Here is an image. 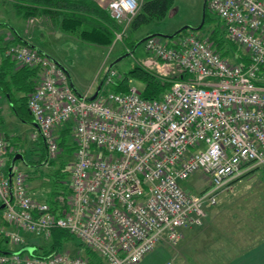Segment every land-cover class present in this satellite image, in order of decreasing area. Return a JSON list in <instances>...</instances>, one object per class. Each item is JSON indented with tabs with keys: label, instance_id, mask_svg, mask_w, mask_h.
<instances>
[{
	"label": "built area",
	"instance_id": "obj_1",
	"mask_svg": "<svg viewBox=\"0 0 264 264\" xmlns=\"http://www.w3.org/2000/svg\"><path fill=\"white\" fill-rule=\"evenodd\" d=\"M206 5L248 63L222 57L210 37L197 31L150 37L144 45L155 61L190 75L158 100L142 98L130 81L127 93L111 91L121 80L113 68L103 80L106 88L89 100V94H78L58 61L28 44L7 47L6 58L18 69L36 71L28 108L47 160L60 154L58 131L64 125L72 128L75 152L67 210L57 215L32 197L25 172L16 164L9 172V156L18 149L0 132V207L5 206L0 211L14 229L0 227V236L23 247L20 232L51 239L55 231H66L100 264H138L158 244L176 245L182 229L201 226L219 194L232 192L255 170L264 172V0H207ZM106 9L124 26L115 39L122 41L140 4L111 0ZM7 38L14 41L13 34ZM196 174L209 181L200 193L184 186ZM0 264L90 260L67 251L48 257L11 251L0 253Z\"/></svg>",
	"mask_w": 264,
	"mask_h": 264
},
{
	"label": "crops",
	"instance_id": "obj_2",
	"mask_svg": "<svg viewBox=\"0 0 264 264\" xmlns=\"http://www.w3.org/2000/svg\"><path fill=\"white\" fill-rule=\"evenodd\" d=\"M94 1L106 8L111 0ZM144 1L145 0H138L140 6L143 5ZM0 4L2 6L6 5V0H0ZM207 12L212 14L205 2L202 13V21H222L213 14L212 16L216 18H206ZM174 15L175 13L174 11H172V13L170 14L171 18H167L163 21H168V19L172 20V17ZM12 18L13 19L9 20L8 18H6L4 13H0V71L4 72L9 67H11L14 72L18 69L14 65L9 66L11 61H6V49L13 43L10 42L7 38L9 34H13L15 41L20 39V43L22 44H25V42H27L33 47H36L38 50L53 58L51 55L44 51L42 46L38 45L34 41V36L32 42L31 38L29 39L28 37L23 35V33H21L20 31L21 26H16L11 22H5L17 21L21 24V21H26L22 15L16 13L15 17L13 15ZM162 33L163 32H160L158 30H146L142 32V30L140 29L137 30L136 33H134V36H136V40H142L151 34ZM175 33H163V35H174ZM5 43L7 44L6 46ZM61 65L64 67L63 64ZM23 96L24 95L21 92L17 91H13L11 96L0 92V132L6 136L7 142L12 148L18 149V152L10 154L9 156V160L7 163L8 170L12 166L14 160L13 157L15 158L16 156L21 155L23 159V157L27 154L32 156V158H30L29 160H25V163L28 167V171L26 172V174L28 175V187L32 197L40 202H43L40 196H42L41 189L44 183L42 184L39 179H33L35 178V176H38L37 174L35 175L37 171H35V173L33 174V151H44L41 149V143L44 145L45 143L43 139L38 135L39 131L36 127L34 118L33 122H31V126L26 127L27 125H23L22 123H20L22 125L21 127H23L25 130V133H23V135L16 134L15 131L16 126H18V122L21 121V119L16 115L15 108H19V106L22 104L19 99ZM45 150L47 155V149L45 148ZM40 158L38 157L37 159V165L40 164ZM72 164L73 163H71L70 166ZM70 166L68 168L69 176ZM258 174L260 175L259 179L264 180V172L258 170L251 173L244 180L236 182L234 184L235 186L233 191L236 188L237 191L241 192V189H243V187L244 189L247 188L250 181L255 179L253 178L251 180L250 178H252L253 176H257ZM247 180L250 181L248 182ZM243 181L245 184L243 183ZM62 188L64 189L65 187ZM55 190L54 192L50 191V194L54 195L53 198L55 197V208H53L51 205L50 207L51 210H53L57 215H63L67 210L66 199L70 194V186L69 184H67V188L65 190H59V188L56 186ZM233 191L219 194L217 204L215 206H209L206 208L207 214L201 226L182 229L183 238L176 245L162 242L158 244L153 252L148 254L138 264H264V231H261L259 228H257L258 225H263V223H255L253 218H256L257 215L255 216L253 211L254 206L249 205V207L251 208L248 209L244 205L246 203L239 204L243 203V201H247V199L246 197L237 196V192L234 193ZM249 201L253 202L252 199H250ZM0 227H6V229L8 230H14L4 221L2 216H0ZM19 234L25 239V246H13L9 242L3 244L2 240L4 238L0 236V251L7 250L8 252H21L25 248H34L35 250L32 254L28 252L25 253L33 257L50 256V249L53 243L52 239H40L24 232H20ZM78 246H76V243L68 241L64 244L63 251L70 252L73 255H78L82 251V249Z\"/></svg>",
	"mask_w": 264,
	"mask_h": 264
},
{
	"label": "rangeland",
	"instance_id": "obj_3",
	"mask_svg": "<svg viewBox=\"0 0 264 264\" xmlns=\"http://www.w3.org/2000/svg\"><path fill=\"white\" fill-rule=\"evenodd\" d=\"M205 2L206 0H175V7L172 10L175 15L172 17V20L168 19V21H161L158 24L153 23L149 26L142 27L141 30L142 32L146 30H158L163 33L172 34L184 28L189 30L199 29L203 24H205V21H202V13ZM17 3L18 2L16 0H6V5L2 6L0 4V13H4L6 18L9 20L13 19V15L15 17V14L17 13V9L15 8ZM167 18H171V16L169 15ZM25 20L26 21H21V24L17 21L5 22H11L16 26H21L20 31L23 35L29 39L31 38L32 42L34 36V41L38 45L42 46L46 53L51 55L53 59L57 60L60 64H63L69 72L72 84L80 96L89 94L92 97L96 93L98 87L102 84L108 69L112 65L113 69L118 73V78L120 79H124L128 76V72L135 66H141L147 71L160 77L169 76L179 71L173 64H164L155 61L152 56L147 53L142 40H136L134 33L137 31H134L131 34V40L135 41L136 44L134 47L127 49L125 39L130 33V26L127 27L126 35L123 36L122 41L115 40L113 46L106 48L83 43L77 39V37L65 34L59 29L58 24L53 22L47 16L35 15ZM121 27L123 28L124 26L121 25ZM216 27L217 23L215 21H211L205 25L202 30L197 31L198 35L209 37L211 32L215 30ZM6 45L7 44L5 43V46ZM228 59L233 63H237L236 59ZM129 81L137 89L142 88V84L138 80L130 78ZM105 88L106 87L102 85V89ZM20 123L27 125L26 127L31 126L32 123L24 122L22 120L18 122V126L15 128L16 134L23 135L25 130L21 127L22 125ZM45 153V151H33V174L37 171L35 175H38L33 179H39L42 184L44 183L41 189L42 196L40 197L44 203L46 202L55 208V197L53 198L54 195L50 194V191L54 192L56 186L59 190H65L67 188V184L70 185L68 168L71 163H74V158L72 159V150L68 151L64 149V152L60 151L59 156L55 160H47L44 158V161H42V158L40 157ZM38 157L40 158L39 165L36 163ZM30 158H32V156L27 154L22 160H17V167L26 173L28 171V167L25 160L27 161ZM13 159L15 158L13 157ZM71 169L72 165L70 166V171ZM259 177L260 175L258 174L257 176L250 178L251 180L255 178L254 180H247L248 182L250 181V183L247 188L244 189L243 187L241 192L237 191L236 188L233 192H237V196L246 197L247 201L250 199L253 200V202L243 201V203L239 204L246 203L244 205L248 209L251 208L249 205L254 206L253 211L255 216H257L253 219L255 223H263V225H258L257 228L264 231V180H260ZM208 185V179L201 174H196L191 177L184 186L187 190H190L193 193H200L206 189ZM62 187H65V189ZM0 216H2L1 211ZM70 242L76 243V246L79 245V241L76 238H72ZM165 242L167 244H171L168 241ZM80 254L84 255L83 251H81Z\"/></svg>",
	"mask_w": 264,
	"mask_h": 264
},
{
	"label": "trees",
	"instance_id": "obj_4",
	"mask_svg": "<svg viewBox=\"0 0 264 264\" xmlns=\"http://www.w3.org/2000/svg\"><path fill=\"white\" fill-rule=\"evenodd\" d=\"M18 3L15 8L17 13L22 15L25 19L33 16H47L53 22L58 24L59 29L65 34L73 35L80 41L86 44L101 46L109 48L113 46L116 34L122 30L121 25L111 19L107 9L99 5L94 0H16ZM175 7V0H145L140 6L138 14L135 16L130 24L129 35L126 37V48L130 49L136 44L131 40V34L142 27L149 26L153 23H159L165 20ZM212 17V14L206 13V18ZM211 21H205L199 29L202 30L205 25ZM217 27L209 35L210 40L216 52L220 53L224 58L236 59L237 63L246 65L247 58L243 55L241 49L227 39L225 32L222 29V21H215ZM189 30V29H187ZM187 30L178 34L181 35ZM18 39V38H17ZM13 43H20V39L12 41ZM230 45V46H229ZM6 61H10L6 59ZM15 66L11 61L9 66ZM190 75L184 71H178L175 74L160 77L153 74L141 66H135L128 72V76L117 81L112 87L111 91L117 93H127L129 91L130 78L138 80L142 84V88L138 89L142 98L146 100H158L163 94L168 92L172 85L177 81L188 80ZM36 71L29 68L17 69L13 71L9 67L4 72L0 71V92L11 96L13 91L21 92L24 96L19 100L22 104L19 108H15L18 118L25 122H33V115L28 108V97L35 90ZM59 147L66 150H72L71 155H74L75 146L73 143V133L70 125H64L58 131ZM42 150H45V145L42 144ZM60 149V150H61ZM64 149L61 151L64 152ZM46 153L41 157L47 159ZM258 170H255L256 172ZM65 189V188H64ZM53 211V210H52ZM54 212V211H53ZM55 213V212H54ZM74 238L66 231L57 230L53 233L51 239L53 240L50 256L63 251L64 244L70 242ZM2 243H8L4 238ZM1 247V246H0ZM79 247L90 260V264H100V259L90 250L85 248L82 244ZM1 250V248H0ZM2 252H8L3 250Z\"/></svg>",
	"mask_w": 264,
	"mask_h": 264
},
{
	"label": "water",
	"instance_id": "obj_5",
	"mask_svg": "<svg viewBox=\"0 0 264 264\" xmlns=\"http://www.w3.org/2000/svg\"><path fill=\"white\" fill-rule=\"evenodd\" d=\"M207 1V0H206ZM184 30H187V28H184V29H181V30H179L178 32H176L174 35H163V34H152V35H149V36H147L146 38H144V39H142V42L143 43H145L150 37H154V36H160V37H163V38H166V39H172V38H174V37H176L179 33H181L182 31H184ZM191 30H194V29H191ZM25 44H28V45H30L29 43H27V42H25ZM30 46H32V45H30ZM33 47V46H32ZM34 48H36V47H34ZM110 68H113V65L110 67ZM102 85H103V82H102V84L100 85V87H98V89H97V91H96V93L89 99V100H94L97 96H98V94H99V92H100V90H101V88H102ZM36 127H37V124H36ZM22 159V156L21 155H18V156H16L15 157V159L13 160V163H12V166L16 163V161L17 160H21ZM10 167V169H9V172H11L12 171V168L13 167ZM10 178H12V174H10V176H9ZM4 205H2L1 207H0V210H2V209H4ZM34 248H25V249H23L21 252H19L20 254H23V253H30V254H32L33 252H34ZM0 253H4V252H2V251H0Z\"/></svg>",
	"mask_w": 264,
	"mask_h": 264
}]
</instances>
